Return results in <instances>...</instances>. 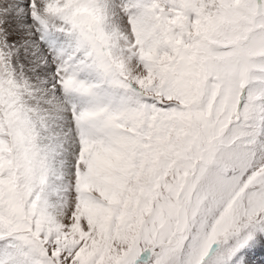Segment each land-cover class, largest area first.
I'll return each instance as SVG.
<instances>
[{"label":"snow or ice","instance_id":"obj_1","mask_svg":"<svg viewBox=\"0 0 264 264\" xmlns=\"http://www.w3.org/2000/svg\"><path fill=\"white\" fill-rule=\"evenodd\" d=\"M262 247L264 0H0V264Z\"/></svg>","mask_w":264,"mask_h":264},{"label":"rangeland","instance_id":"obj_2","mask_svg":"<svg viewBox=\"0 0 264 264\" xmlns=\"http://www.w3.org/2000/svg\"><path fill=\"white\" fill-rule=\"evenodd\" d=\"M259 249H264V247L259 248ZM257 249L256 252L253 254V256L251 257L252 260L257 259V260H262L264 258V252H261L263 250H259ZM260 262V261H259Z\"/></svg>","mask_w":264,"mask_h":264},{"label":"bare ground","instance_id":"obj_3","mask_svg":"<svg viewBox=\"0 0 264 264\" xmlns=\"http://www.w3.org/2000/svg\"><path fill=\"white\" fill-rule=\"evenodd\" d=\"M260 251L261 250H263V251H261V252H264V249H259ZM262 260H264V258L262 259ZM262 260H257V259H254L253 261H254V264H261V261ZM260 261V262H259Z\"/></svg>","mask_w":264,"mask_h":264}]
</instances>
